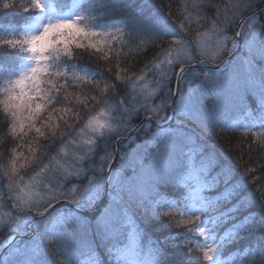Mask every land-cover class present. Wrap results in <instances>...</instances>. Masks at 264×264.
Instances as JSON below:
<instances>
[{
  "label": "snow or ice",
  "instance_id": "1",
  "mask_svg": "<svg viewBox=\"0 0 264 264\" xmlns=\"http://www.w3.org/2000/svg\"><path fill=\"white\" fill-rule=\"evenodd\" d=\"M158 8L163 15L141 0H0V124L5 138L28 141L26 156L24 143L0 153V264H168L172 228L203 241L185 264H223L226 246L243 264H264V145L243 172L216 146L230 112L249 121L245 135L264 129V0ZM204 25L210 58L198 30L189 38ZM133 46L137 56L155 50L157 72L146 64V75L119 66L113 75L108 61L119 65ZM184 47L187 59H173ZM85 55L107 75L82 68ZM84 85L95 94L69 91ZM121 89L128 95L110 103ZM62 143L79 154L58 151L64 163L53 166Z\"/></svg>",
  "mask_w": 264,
  "mask_h": 264
},
{
  "label": "trees",
  "instance_id": "2",
  "mask_svg": "<svg viewBox=\"0 0 264 264\" xmlns=\"http://www.w3.org/2000/svg\"><path fill=\"white\" fill-rule=\"evenodd\" d=\"M17 2L19 3L20 0H17ZM183 2L184 0H141V3L145 5L146 11H154V13L158 16L163 15V13L158 8L159 6H166V5L171 4L173 13H177V9L180 7V5ZM212 2L218 3L219 0H212ZM153 4L158 7L152 8ZM164 11L165 12L168 11L167 7H164ZM209 15H211V13H209ZM6 18L19 19V16L15 15L12 12H9ZM182 20H183V17L179 19H175L176 31L179 37H183L186 35V33L183 30H181L179 27ZM197 30L202 34L200 37V43L202 45V49L204 48L203 50L206 52L207 56L210 58L214 54L212 42L214 41L215 38L212 37L210 33H208L207 25L199 26L198 29L194 28L189 38L195 37ZM205 33H208V34L205 35ZM129 51L132 52V55H130L128 59L120 61L119 65L116 60L110 59L108 61V63L111 64L112 66L113 75H114V71L117 68V66H119L122 69L131 68V72L129 73V75H132V74L146 75V73L143 71L145 69L146 64H149V69H148L149 72L158 71L154 68V64L157 63V61L153 59L155 50L149 49L147 50L146 54H141L137 56L135 55L134 46L132 49H129V48L124 49L125 53H128ZM186 51H187V54H183V53L178 54L180 52V49H179V51L173 52L172 58L173 59H177V58L187 59L188 55L191 53L192 50L187 48ZM209 64H211L210 60H209ZM80 66L82 68L99 69L100 71L104 72L105 75H107V73L104 71L107 68V65L104 64L103 62L97 64V62L94 60L89 62V58L87 55H85L84 59L80 62ZM152 79H153L152 76H148L147 79H145L144 81V84L149 85L147 89L148 92H151L154 87L152 85ZM174 83H175V79H173L172 85H171L173 88H174ZM94 87H95L94 85H84L80 89H69V91H83L87 93L89 96H91L95 94L93 92ZM100 87H103V83L100 84ZM142 87H144V85H141V88ZM185 87L187 86L185 85ZM137 91H139V89H137ZM129 92H130V89H129ZM126 95H128V93H126L124 89H121L120 94L116 95L114 98H111V97L109 98L110 103L112 102L113 99L115 101L123 100ZM153 99L155 100V104L149 102V107L155 108L157 105L160 104V100L156 99L155 97H153ZM101 107H103V105H101ZM236 112H239V111L230 112L227 114V117L233 115ZM6 132H7V128L4 127L2 124H0V153L5 152L6 149L10 150L12 147H15L17 143H24L26 146L23 149H21V151L23 152L25 156L28 155L27 138H25L23 141H14L11 136H8L5 138ZM68 139L71 140L72 138L69 137ZM250 144L253 149L251 152H249ZM259 145H264V140L261 139V136L254 137L251 132H248L247 135H245V132H239L237 130L230 129L228 128V126H226L225 135L219 137V139L216 141V146L218 148L223 149L225 152L228 153L233 163L238 166V169L241 172L244 171L245 165H247L248 167H253L254 162L258 161V158L261 156V151L258 148ZM72 148L76 149L74 144H67V143L58 144L56 148L53 149L52 153L50 154V158L52 159L53 166H55L56 163H64L63 160H59L56 157V152L59 151L61 155H64L66 153L68 156L67 151ZM76 154H79V153H76ZM68 157L70 158V156ZM7 160H8V157L5 156L4 161H0V163H6ZM45 162L47 163V161ZM254 174L258 178L261 176V173L259 172H256ZM251 179L252 177L249 176L248 180L251 181ZM25 180H27V177H25ZM252 187L255 188L256 186L253 185ZM169 199H174V197L169 196ZM4 211H6L5 206L3 204H0V215H2ZM168 231L169 230L167 229L163 231L158 230L154 233V235L163 236V235L168 234ZM171 232L178 233L179 238L175 239L174 241H170L169 246L167 247V252L169 253L168 264H185V260L187 259L186 251L188 248L197 247V237L195 236L193 232L182 229V228L181 229L172 228ZM3 235L5 234L0 233V237H2ZM173 243L176 244L177 246L172 247L171 245ZM101 255H102V252H101ZM221 256L231 257L229 264H243V261L241 259V253L233 247L226 246L225 248L221 249ZM81 259H84V257H81ZM52 264H58L56 257L52 258Z\"/></svg>",
  "mask_w": 264,
  "mask_h": 264
},
{
  "label": "rangeland",
  "instance_id": "3",
  "mask_svg": "<svg viewBox=\"0 0 264 264\" xmlns=\"http://www.w3.org/2000/svg\"><path fill=\"white\" fill-rule=\"evenodd\" d=\"M186 50H187V48H185V47L184 48H181L180 49V52L178 54H180V53L187 54V51ZM237 121H240V123H237ZM241 124L247 125V124H249V121L246 120V119H244L243 116H242V114L240 112H236L233 115L228 116L226 118V121H225V125L228 126V128L233 129V130H237L239 132H245L244 131V128L241 126ZM249 132L256 133L257 135H255L254 137H259L260 136V133L261 132H264V129H261L259 127V124H257V126L255 128H250L249 129ZM87 138H88L87 136H80V137H78L80 143H83V141L86 140ZM67 152H68V156L71 157L74 153H76V149L75 148H72V149L68 150ZM167 198L169 199V197H167ZM6 218H7V213H6V211H4L3 214L0 215V220L6 219ZM221 234H222V232H221ZM202 242L203 241L201 239H198L197 238V245L199 243H202ZM220 259L223 261V264H229V261H230L231 257H226V256L225 257H222V256H220Z\"/></svg>",
  "mask_w": 264,
  "mask_h": 264
},
{
  "label": "water",
  "instance_id": "4",
  "mask_svg": "<svg viewBox=\"0 0 264 264\" xmlns=\"http://www.w3.org/2000/svg\"><path fill=\"white\" fill-rule=\"evenodd\" d=\"M210 66H212V64H208V65H204V66H199V67H210ZM176 86V81H175V83H174V87Z\"/></svg>",
  "mask_w": 264,
  "mask_h": 264
}]
</instances>
